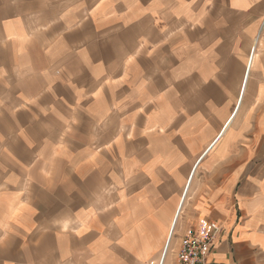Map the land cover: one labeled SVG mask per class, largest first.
Segmentation results:
<instances>
[{
	"label": "crops",
	"instance_id": "crops-1",
	"mask_svg": "<svg viewBox=\"0 0 264 264\" xmlns=\"http://www.w3.org/2000/svg\"><path fill=\"white\" fill-rule=\"evenodd\" d=\"M205 222L264 264V0H0V264H179Z\"/></svg>",
	"mask_w": 264,
	"mask_h": 264
},
{
	"label": "built area",
	"instance_id": "built-area-1",
	"mask_svg": "<svg viewBox=\"0 0 264 264\" xmlns=\"http://www.w3.org/2000/svg\"><path fill=\"white\" fill-rule=\"evenodd\" d=\"M216 224L203 223L198 231L190 230L182 240L179 264H207V258L218 239Z\"/></svg>",
	"mask_w": 264,
	"mask_h": 264
},
{
	"label": "bare ground",
	"instance_id": "bare-ground-1",
	"mask_svg": "<svg viewBox=\"0 0 264 264\" xmlns=\"http://www.w3.org/2000/svg\"><path fill=\"white\" fill-rule=\"evenodd\" d=\"M175 220V219H174ZM175 228V227H174ZM175 237V236H174ZM170 242H171V240H170Z\"/></svg>",
	"mask_w": 264,
	"mask_h": 264
}]
</instances>
